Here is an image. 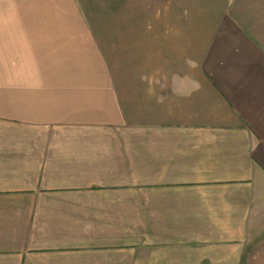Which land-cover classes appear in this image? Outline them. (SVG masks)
I'll return each mask as SVG.
<instances>
[{
	"label": "crops",
	"instance_id": "crops-1",
	"mask_svg": "<svg viewBox=\"0 0 264 264\" xmlns=\"http://www.w3.org/2000/svg\"><path fill=\"white\" fill-rule=\"evenodd\" d=\"M45 8L0 33V264H264V0Z\"/></svg>",
	"mask_w": 264,
	"mask_h": 264
},
{
	"label": "rangeland",
	"instance_id": "rangeland-1",
	"mask_svg": "<svg viewBox=\"0 0 264 264\" xmlns=\"http://www.w3.org/2000/svg\"><path fill=\"white\" fill-rule=\"evenodd\" d=\"M33 0H0V33L10 32L12 29L21 26L20 23L15 24L16 21L26 20V6L32 3ZM38 5L43 3L46 6V12L65 16H95L100 15L105 19L110 12L109 5L112 0H34ZM114 1V0H113ZM114 11V9H113ZM96 27L99 24H94ZM23 27L26 24H22ZM105 26V25H103ZM11 40H0V65L4 61L9 65L11 57H6L10 52L9 47L3 46L5 43H10ZM2 45V47H1ZM5 57V58H4ZM4 66V65H3Z\"/></svg>",
	"mask_w": 264,
	"mask_h": 264
}]
</instances>
